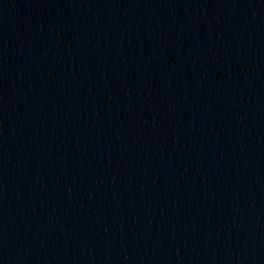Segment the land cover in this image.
Masks as SVG:
<instances>
[{
  "label": "water",
  "instance_id": "water-1",
  "mask_svg": "<svg viewBox=\"0 0 264 264\" xmlns=\"http://www.w3.org/2000/svg\"><path fill=\"white\" fill-rule=\"evenodd\" d=\"M0 264H264V0H0Z\"/></svg>",
  "mask_w": 264,
  "mask_h": 264
}]
</instances>
